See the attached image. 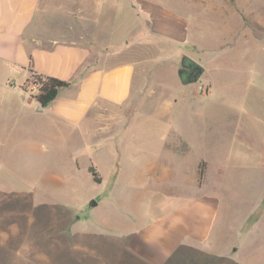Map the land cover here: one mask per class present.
<instances>
[{
	"label": "rangeland",
	"instance_id": "374dc122",
	"mask_svg": "<svg viewBox=\"0 0 264 264\" xmlns=\"http://www.w3.org/2000/svg\"><path fill=\"white\" fill-rule=\"evenodd\" d=\"M39 3L51 31L86 47L90 62L138 45L129 56L161 87L151 103L169 94L167 120L185 134L137 145L133 180L115 187L121 147L101 158L97 125L44 114L6 125L0 264H264V0ZM183 56L202 66L197 81H180Z\"/></svg>",
	"mask_w": 264,
	"mask_h": 264
},
{
	"label": "crops",
	"instance_id": "0c3cea01",
	"mask_svg": "<svg viewBox=\"0 0 264 264\" xmlns=\"http://www.w3.org/2000/svg\"><path fill=\"white\" fill-rule=\"evenodd\" d=\"M39 1L0 0V132L19 118L38 114L73 127L78 125L88 132L91 124L97 125L100 157L107 160L120 146L122 162L127 167L119 170L124 171L125 183H119L121 173H114L110 180L115 187L128 185L134 178L129 168L136 162L133 156L137 154L134 151L137 145L145 146L146 141L156 139L163 143L184 139V128L176 123L171 127L167 120L175 100H170L168 94L151 103L161 87L148 83L151 68L129 56L132 46L138 45H123L90 62L86 47L67 42L51 31L54 23L44 18ZM31 71L69 81L70 85L59 89L50 103L41 106L32 98L33 85L24 87ZM144 96V104L140 106L144 109L139 111L136 104ZM146 128L154 131H144ZM135 139L143 142L136 144ZM117 171L115 166L114 172Z\"/></svg>",
	"mask_w": 264,
	"mask_h": 264
},
{
	"label": "trees",
	"instance_id": "16d2710c",
	"mask_svg": "<svg viewBox=\"0 0 264 264\" xmlns=\"http://www.w3.org/2000/svg\"><path fill=\"white\" fill-rule=\"evenodd\" d=\"M28 81L35 88V93L32 95V98L41 106H46L50 103L55 98L59 89L66 88L70 85L69 81L37 75L33 71H31ZM88 172L95 183L101 182L99 174L93 165L89 166ZM202 174L203 171L200 170V177Z\"/></svg>",
	"mask_w": 264,
	"mask_h": 264
},
{
	"label": "water",
	"instance_id": "95a60500",
	"mask_svg": "<svg viewBox=\"0 0 264 264\" xmlns=\"http://www.w3.org/2000/svg\"><path fill=\"white\" fill-rule=\"evenodd\" d=\"M204 70L202 68V66H200L199 64L195 63L192 67V72H191V75L190 77L188 78V81H197L200 76L203 74ZM178 76H179V79L180 81L185 84L186 82V78H184L178 71ZM89 207H95L97 205V202L95 200H90L89 203H88Z\"/></svg>",
	"mask_w": 264,
	"mask_h": 264
},
{
	"label": "flooded vegetation",
	"instance_id": "af4514ba",
	"mask_svg": "<svg viewBox=\"0 0 264 264\" xmlns=\"http://www.w3.org/2000/svg\"><path fill=\"white\" fill-rule=\"evenodd\" d=\"M194 64H195V62H193L192 60L188 59L185 56H183L181 61H180L178 71L184 78H186L185 84L192 83V81H190V82L188 81V78L191 75L192 67Z\"/></svg>",
	"mask_w": 264,
	"mask_h": 264
},
{
	"label": "built area",
	"instance_id": "2783aa9c",
	"mask_svg": "<svg viewBox=\"0 0 264 264\" xmlns=\"http://www.w3.org/2000/svg\"><path fill=\"white\" fill-rule=\"evenodd\" d=\"M24 98H27V94L26 93L24 94Z\"/></svg>",
	"mask_w": 264,
	"mask_h": 264
}]
</instances>
